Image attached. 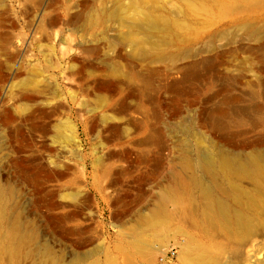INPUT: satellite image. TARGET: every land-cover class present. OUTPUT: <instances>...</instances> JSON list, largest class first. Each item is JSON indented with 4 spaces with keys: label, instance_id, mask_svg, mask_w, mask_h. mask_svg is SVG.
Returning a JSON list of instances; mask_svg holds the SVG:
<instances>
[{
    "label": "rangeland",
    "instance_id": "rangeland-1",
    "mask_svg": "<svg viewBox=\"0 0 264 264\" xmlns=\"http://www.w3.org/2000/svg\"><path fill=\"white\" fill-rule=\"evenodd\" d=\"M0 264H264V0H0Z\"/></svg>",
    "mask_w": 264,
    "mask_h": 264
},
{
    "label": "bare ground",
    "instance_id": "bare-ground-1",
    "mask_svg": "<svg viewBox=\"0 0 264 264\" xmlns=\"http://www.w3.org/2000/svg\"><path fill=\"white\" fill-rule=\"evenodd\" d=\"M226 3V2H225ZM234 5H238L237 2L233 3ZM125 22H127L132 31L141 34V41L144 42L145 47L140 49V54L146 55L148 54L149 50H153L157 52L160 48V42L158 39H155L152 35V31L164 28L165 26L169 25L168 23L174 24L178 28L184 30L186 23L182 20L174 17L171 18L169 16H163L156 14L154 10L151 9H143L139 11L137 14L133 15L131 18L127 19ZM194 36V35H193ZM138 49V48H137ZM227 153V152H226ZM222 153L219 158V166L223 168L228 169H236L240 170L242 168V163L238 162L235 157H232L230 154ZM246 164L250 166V168H259L260 167V161L259 157L249 155L246 158ZM212 160H208V167H212ZM207 166V165H206ZM205 195L208 198V190H204ZM207 202L210 206H212L214 203L209 198L207 199ZM163 210L162 205H159L157 208H155L154 213H159ZM180 255H186L185 257L187 259L196 261L197 263L204 261L209 257V253H206L204 249H202L198 245H192L191 243H185L181 245V249L179 251ZM181 255V256H182Z\"/></svg>",
    "mask_w": 264,
    "mask_h": 264
},
{
    "label": "built area",
    "instance_id": "built-area-1",
    "mask_svg": "<svg viewBox=\"0 0 264 264\" xmlns=\"http://www.w3.org/2000/svg\"><path fill=\"white\" fill-rule=\"evenodd\" d=\"M171 255H172V256L175 255V250H174V249H170L169 251H167L165 257H166V258H170Z\"/></svg>",
    "mask_w": 264,
    "mask_h": 264
}]
</instances>
